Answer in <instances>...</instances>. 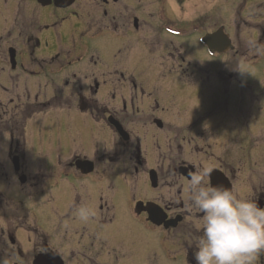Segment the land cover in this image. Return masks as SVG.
Instances as JSON below:
<instances>
[{"label":"flooded vegetation","instance_id":"af4514ba","mask_svg":"<svg viewBox=\"0 0 264 264\" xmlns=\"http://www.w3.org/2000/svg\"><path fill=\"white\" fill-rule=\"evenodd\" d=\"M223 1L250 13L226 25ZM212 2L4 0L0 260L196 264L188 185L204 168L264 207V75L244 85L264 0Z\"/></svg>","mask_w":264,"mask_h":264},{"label":"clouds","instance_id":"9594fccd","mask_svg":"<svg viewBox=\"0 0 264 264\" xmlns=\"http://www.w3.org/2000/svg\"><path fill=\"white\" fill-rule=\"evenodd\" d=\"M210 175L211 169L204 168L188 185V210L202 214L196 264H256L264 254V207L235 190L207 184ZM77 211L82 220L94 215L84 206Z\"/></svg>","mask_w":264,"mask_h":264},{"label":"rangeland","instance_id":"374dc122","mask_svg":"<svg viewBox=\"0 0 264 264\" xmlns=\"http://www.w3.org/2000/svg\"><path fill=\"white\" fill-rule=\"evenodd\" d=\"M206 2H207V6H208L207 8L208 9L209 8L213 9L212 0H206ZM4 6H5L4 0H0V10L1 9H5L6 7H4ZM215 9H217L216 16H219L221 18V22L226 23V25H229V23H231V21L233 19V16L236 15V13H238L239 16H241L240 12H242L243 16L247 15L248 13H250L248 8H246L244 10L241 6H239V3H238V7H236V5H235V3L233 1H228V2H224L223 1L222 2V6L216 7ZM249 26L250 27L254 26V23L252 21H248L247 27H249ZM243 29H244V27H242V30ZM244 43L246 44L247 41H244ZM252 57L251 56L248 57V60L250 62H254L253 65H251L250 67L245 68L247 70V71H245V75L247 76L246 79L248 80L247 81V80L244 79V81H245L244 85L245 86L252 85V84L249 83V81H251V80L254 81V82L261 80L263 78V75H264V48H263V51H261V54L258 57H256V56H252ZM0 69H1V66H0ZM36 70H37V68H36ZM36 92H38L37 86H35V87H33L31 89V96L29 95V98H27L28 101H30V103L33 102L34 97H35L34 95H35ZM244 95H245V91H243V93H241V96H244ZM37 100L39 102H41V93H40V95L37 96ZM34 107H35L34 111H36V109L39 110V108H40L38 105L31 104L30 107H29V110L32 111ZM38 114H40V116L34 117L37 121H38V119H41V112L38 113ZM38 114L35 113V115H38ZM34 118L32 119V121H34ZM33 130L35 131L33 136H37L38 134L36 132L38 130V126L34 125L33 126ZM27 137L28 138L30 137L29 133H28ZM38 141H36L37 145L35 147V151L37 153H38V151L40 149V145L48 146L49 139H46V144L45 145H43L44 141H45V138L42 140V142L41 141L38 142ZM30 150H34V149L30 148ZM44 150H45L44 153L46 152L48 154V156L51 158V160L54 162V160H55L54 159V152L52 151V149L47 151L48 149L45 148ZM31 152H33V151H31ZM30 158L33 159V160H36V158L32 154L30 155ZM41 165L44 166V165H46V163H43V160H42L41 161ZM37 167H38V165H37V163H35L34 166H33V169L36 170ZM159 262H160V260H157L156 264H160ZM140 263L141 264H145L146 262L144 261V263H142L140 261ZM151 263L155 264L154 262H151Z\"/></svg>","mask_w":264,"mask_h":264}]
</instances>
